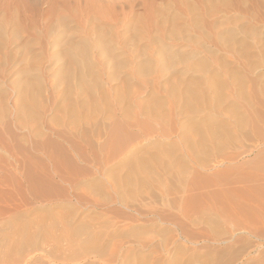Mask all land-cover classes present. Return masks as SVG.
<instances>
[{"label":"rangeland","instance_id":"374dc122","mask_svg":"<svg viewBox=\"0 0 264 264\" xmlns=\"http://www.w3.org/2000/svg\"><path fill=\"white\" fill-rule=\"evenodd\" d=\"M207 1L212 0H206V2ZM213 1L215 2V0ZM213 1V6L215 5L213 8L215 10L224 8L221 3L222 0H217L215 3ZM204 2L205 0H0V11L13 13L17 9V12L19 11L18 13L20 15L22 14L23 16H29L30 13L28 12L31 11V14L33 12H36L35 14L41 15V19H44L48 16L55 18V16L64 15L68 18L70 17V20L73 19V27H75L80 20L81 23H83L85 16H99L98 18H101L100 16H104L101 18V20L105 22L107 15L111 11L114 10V12H116L117 14H119L118 12L121 11L120 14H126L129 15V17L134 16L133 18H135V27H137L138 32L141 33L143 29L146 30L145 28L148 29V27H150V17L153 15L155 16V14H158L161 17H172V19L174 18V22L176 21L175 23L177 25H184L183 22L186 18L184 16H186V14L187 16H189L188 14L192 8V10L196 8L194 11L197 10V12L200 13V9L204 8ZM250 2H253V4L255 2V5L257 4L259 5V7L255 5L253 6V4ZM262 3H264V0H245V5L244 7L242 6V8H247V14L250 11L252 14V12L254 11L253 15H258L259 17L261 16V19H263L264 13L262 12H264V6H261ZM249 4H251L252 7H250ZM187 7L190 8L188 9ZM260 8L263 9L260 10ZM254 9H256L258 14H256L257 12ZM147 11L150 12V14ZM246 13H244V10L241 12L232 11L230 12L229 16L233 19V21L237 23H241L246 20L245 22H253V24H255L254 20L251 18L250 20L249 16ZM219 15H221V13H219ZM219 15L216 16L219 17ZM139 21L140 23H138ZM190 34L196 36L195 41H201L197 37L199 36L197 32L190 31ZM25 35L27 36V34H24L23 36ZM244 37H240L242 38V42L236 45L237 48L239 46H243L244 44L245 46H252L254 42L253 40H251L252 38H248L247 36ZM175 43L178 44V42H174V45L177 46V44ZM181 44L183 45L185 43L180 42V44H178V47H175L172 42H168V45L170 47H174L173 49H178ZM196 44H187V47H184L186 46V44L183 46L181 45L179 49L186 51V49L188 48L193 51L196 50L197 52H202L200 44L198 43L197 46ZM36 46L37 47H35V50L34 46H32L34 52L38 51L40 53L43 51L40 49H36L39 48L38 45ZM213 47L214 45L210 46V48L214 51L216 58H219V61H226V63H229V66L232 69H238L242 73V75L246 76V70L243 69L244 72L241 70V63L246 62V59L238 58L233 50L231 51V48H229L230 50H228L224 45L221 46L220 44H218V46L216 45V47ZM220 47H222V49ZM251 50H253L254 52L253 48ZM248 58L254 64H260L258 58H252L251 56H248ZM44 61L41 60L40 64L38 62L37 65L32 64V66H30L38 69L37 71L35 70L30 73H32V76L40 81L39 84L41 94L39 93V97L37 98L40 107L36 110L40 114L42 119L40 124L43 126V138L45 139L48 136L50 137V140L55 143L57 142V144L59 145L63 144L62 146L66 148V144L63 142V140L52 133L54 130H61L59 121L65 119L64 121L66 122V118L62 116V113H58L60 112L56 110L58 109V107H56V104L53 105V101L51 102V97L53 95L51 96L50 94H53L51 88L52 85L55 84V78L53 77L52 72L49 71L50 62L46 59H44ZM217 62L214 63V66L216 64L218 65ZM230 62L235 63L231 65ZM8 67H6V69L10 72L11 75L14 70H19L20 67V69H24L28 66L26 65V62H23V64L20 63L15 68L13 67L10 69V67ZM258 69L251 73L250 77L255 79L257 75H259V73H264V69ZM118 77L119 81L112 83V85L117 88H122L124 86L126 87L127 91L129 90L128 93L131 90L132 91L127 96V99L126 97H124L123 100L121 98H119L121 99L119 100L118 97L111 93L109 104L111 108L113 107L112 109L115 110V112L117 111L116 115L114 113L111 114L107 112V110L104 109L106 107H104L103 104H100L99 102L98 108L103 112L105 118L103 117V114H100L101 112H97V114H95V116H93L90 120L85 121L87 122L85 124L86 127L90 128L92 126L91 128H94L93 121L96 122V119L104 118L103 120H101L106 124V136L104 135V138H100L98 140L96 138H93V142L99 144L98 146L103 147L104 145L103 148L105 149L102 151L104 153H110V151H113L112 149L108 148H113L111 145L108 144L109 146H106L109 142L107 140H110V134L113 135V133L116 132L115 130L120 127L116 134L120 139V143H122L120 144L121 146L116 148L118 150L115 149L113 151L116 154L114 155V158L105 165L107 170L113 169L111 171V174L113 175L123 177L126 176L129 169L125 168L126 165L124 164L126 162L124 161L129 157L128 151L136 148H142L143 152L146 151L144 153L146 156L153 154V156H156L157 158L160 157L159 160H161L162 157L164 158L165 156H168L167 153H170V151L171 155H183L188 160L191 159L193 157L191 156V152L187 149H184L186 147L183 145V141H181L180 139L181 136H184V139L182 138L183 140H185L186 138L188 140L190 138L189 141H195V136L193 132H191L192 130L184 129V127L182 129V126H175V124L170 123L168 116H166L167 110L164 111V109H168L166 108V105L168 107V94H166L162 90L156 92L157 97L155 98H157L160 103L154 105V102L152 101L153 98L149 94L150 92L144 86V82L145 80H147L145 77H136L130 82L125 81L126 77H124V74L122 72L118 73ZM1 80L2 79L0 78V83ZM9 88H7L6 93L9 91L7 93V97L8 94L10 97H6V100L9 99L8 103L11 107L13 106V102H15V98L14 95L12 97L14 91L11 89V87ZM229 89L231 90V88ZM229 91L226 90L227 93ZM231 92L232 90L230 91V93ZM64 104L66 105V103ZM119 104H123L124 106L121 105V107H124L125 109L127 107V110L129 111L125 113H119ZM128 106H131L132 108H129ZM156 106L160 109L156 108ZM148 109L150 111H153L154 109L157 110H154L156 111V113L154 112V114L150 113ZM9 110L12 111L13 109L10 108ZM9 115H6L5 117L0 115V119H2L0 121V134L1 136H3L4 141H9L10 146L15 145L18 147H14L15 149H17V151H15L14 148L13 151L11 150V148H9L12 152L9 153V149L6 148V145L3 146L4 144H2L1 142L4 150L0 148V150L2 151H0V243L4 240L5 237H8L9 239V242H6L7 246L2 249L3 252L1 254V259L3 262H7L9 257V260L15 258L13 250H15L16 247H13V244L17 245L19 243L18 245H20L21 240L24 242L30 239L34 240L35 244L31 246L28 245L29 248L26 247L25 249V256L30 257L28 258L30 261L29 264H264V201H262V198H264V121L262 118L252 116L250 117V115L244 117L243 131L246 132V138L242 139V141L235 140L232 143L231 141H226L225 139H223L217 144V148L212 146L211 143L205 142L206 152H200L197 154V157L201 159V161H205V163L204 161H202L205 164V168L202 167L201 169L198 166H194L190 170L191 173L186 175V182L183 187L176 182L173 183L170 181L166 183L162 182L156 186L154 184L153 187H155V189L153 190V187L149 183L150 180H148L150 176L149 174H151L150 171H135L134 174L140 176V178H147L145 180L146 182L142 184L143 186L140 185L141 189L138 188L139 191L142 190V192L140 191V195H138L142 197L141 199H143V202L139 204L140 206H138L140 207V209L138 208L139 211H142V213H146L147 211H149V209H155L158 211L160 210L161 212H165V214L167 213L166 215L169 214V216L167 217L171 216L172 218L173 216L179 219L182 224L184 223L182 226L184 234L179 235V232L174 230L173 226L170 225V222L167 219V222H163V220L165 219H162L161 223L159 220H152V217L149 218L147 214H144L140 216L143 220L139 219L137 221H134V223L133 221L128 222L126 218L129 214L131 215L132 212H130L129 210L127 211V209L123 208L122 205L120 206V204L118 203L120 201L119 198H117V195L109 187H105L101 190L92 189L91 191V189L86 186H83L84 188L86 187L84 189L80 184V187H78L80 190L77 188L76 191H79H75L76 193H73L74 190L72 189L66 188V190L68 189L69 191L63 190V186H67L57 182L56 180V182L52 183L50 177L52 176L51 172H49L48 170L46 173L45 171H43L42 173V169L37 166L38 164H40L39 160L43 162L42 165H46V162L44 161L45 157L41 155V151L34 152L33 150L31 154L30 152H28L31 142L35 140L33 138V135L29 134L28 129L26 128H24V130L20 126L16 128V125L20 123H15V125L12 120H10L12 116ZM127 117L128 119H126ZM4 118L7 119L5 120ZM136 120H138L139 122H136ZM7 121L9 124L7 123ZM82 121L80 122L81 124L83 123ZM260 121H262L263 123ZM5 122L8 125L11 124L13 126L12 132L14 133V135L19 136V140H17V142L11 141L10 137L8 136L7 129L5 130L4 128V126L6 125ZM116 122L118 124V127L115 126ZM13 124L15 125V128ZM40 124L38 126H40ZM252 125L256 127H253ZM24 126L34 128L36 126V123L35 121H33V123L32 121H30ZM73 126L74 125H71L70 127ZM170 126L172 131L170 130ZM256 128L258 129V132ZM253 129L256 131H254ZM184 133L187 134L186 138ZM43 138H41V140ZM196 139V141H198V137H196ZM5 143L8 144V142ZM206 147H208L212 152ZM5 149L7 150L5 151ZM18 150H20V152ZM7 151L10 155L7 154ZM186 151L189 153H187ZM101 154H99L98 156L104 158V155L102 154V156ZM4 155L7 156L5 157ZM30 155L32 156L29 157ZM146 156L145 158H148V156ZM33 161H36V164ZM88 161L92 162V160ZM88 161L87 163L86 161H81L76 164L77 167L79 166L81 168H77V172H79L77 173L79 179L86 183L96 181L99 178V180L102 179L101 182L104 181L105 177L101 176V178L100 175L95 171L93 164L94 161L90 164L88 163ZM30 162H33L35 166L30 164ZM21 164L22 167H20ZM15 166L17 168H15ZM27 166H29V170ZM39 169L41 172L38 171ZM33 170H35L36 172ZM109 176L111 177L110 174ZM110 177L108 178L110 179ZM193 178L195 181L197 180V185L195 186L196 188H193V186H189ZM43 180L46 181V185L48 184L47 182L50 181L51 184H53H50L52 187H48L49 184L45 186ZM56 183H59L58 185L62 188L59 187ZM55 184L56 186H54ZM146 184L148 185L147 187L144 186ZM171 185H173V187ZM141 186L144 188H142ZM131 187L129 188L130 190L128 189L130 193L127 192V189H123L122 195L124 199H127L130 202L127 203L129 206H136L138 205L137 202H139L137 201L136 197L137 192H135L136 189H132ZM168 187L171 189L170 191ZM95 190L97 193L95 192ZM131 190H133L134 192ZM150 192H155L156 195H158V193L160 192H166L167 194H162L166 195L167 197H165V201L164 199L162 200L160 198V200L158 199L155 201V199H151V197H149L148 194ZM38 193L40 194L38 195ZM72 193L75 195L77 194V197L80 198L78 199L79 202L81 201L80 203H78L76 196L72 195ZM168 193L170 195H168ZM212 193H214L215 195ZM52 194L54 195V197L52 196ZM79 194H83V196L80 195L82 197V200ZM74 196L76 199H74ZM115 199L119 201H116ZM138 199L141 200L140 198ZM251 202L253 204H251ZM124 213L126 216L124 215ZM126 213H128V215ZM119 214L121 215L119 216ZM177 214L179 215V217ZM72 216H74L75 219H73ZM71 220L73 223L71 222ZM76 224L85 226V232H83L81 235L74 234L72 230V227L77 226ZM132 227H136L138 231L133 232L131 230ZM166 227L168 229H166ZM21 231L25 233L22 234ZM88 236H90V238H88ZM24 237L26 240L24 239ZM84 238L88 240L87 243L85 242L86 240H84ZM81 240H83L84 242ZM81 242H83V245L81 244ZM8 243H11L12 246H9ZM88 244H91L94 247L96 246L97 248H100L102 246V249L100 248L102 253L97 252L96 255V253L84 252L81 248H83L84 245ZM98 253L101 254L99 255Z\"/></svg>","mask_w":264,"mask_h":264},{"label":"bare ground","instance_id":"6f19581e","mask_svg":"<svg viewBox=\"0 0 264 264\" xmlns=\"http://www.w3.org/2000/svg\"><path fill=\"white\" fill-rule=\"evenodd\" d=\"M212 1L206 2L205 0L204 4L202 3L204 5V8L200 9V13H198L197 10L194 11L196 8H194V10H192L193 9L192 8L188 14L189 16H187V14L186 16H184L186 17L183 22L184 25H177L175 23L176 21L174 22L173 20L174 18L172 19V17L171 18L165 17V16L161 17L158 14L157 15L155 14L154 16L152 14L153 16L150 17L151 20L150 19H149L150 21L148 20L150 23L149 25L150 27H148V29L145 28L146 30L143 29L141 33L138 32L137 27H135V24H134L135 18H133L134 16L129 17V15L120 14L121 11L118 12L119 14H117L116 12H114L113 9H112L113 11L111 12L109 10L110 13L107 15L105 22L101 20V18L104 16H100L101 18H98L99 16L98 17L85 16L84 22L81 23V20L78 21L75 27L72 26L73 19L70 20L71 19L70 17L68 18L67 16H64V15H58V16H55V18L48 16L44 19L43 18L41 19V15L35 14L36 12L34 13L33 11L32 12L34 14L33 13L31 14V11L28 12L30 13L29 16H26V15L23 16L22 14L20 15L18 13L19 11L17 12V9L13 13L0 11V78L2 79L0 83V115L5 117L6 115L10 114L12 116L10 120H12L14 124L20 123V124H17L18 126L15 124L16 128L19 126L23 128V130L24 128H26L28 129L29 134L33 135V138L35 140L31 142L29 151L28 150L27 151L30 152V154L33 150L34 152L41 151L42 154L41 153L40 154L45 157L44 161L46 162V165H42L43 162L39 160L41 165L38 164L37 166L42 169L41 170L42 173L43 171H45L46 173L48 170L49 172H51L52 176L50 177H51L52 183L56 181L59 183H62L67 187L63 186L62 188L61 186L58 185L59 183L58 184L56 183V184L59 187H61L63 190H66V188L74 190L73 193H76L77 191L80 190L78 188L80 187V184L82 185V187L83 186L88 187L89 189H91V191L92 189L101 190L105 187H109L117 195V198H119L120 201L116 199L115 200L119 201L118 203L120 204V206L122 205L123 208L127 209V211L129 210L130 212H132L131 215L130 214L128 215V213H126L128 215V217L126 218L128 222L133 221L134 223V221L141 219L140 216L147 214L149 218L152 217V220L155 219V220H159L160 222L162 219H165L163 220V222L164 221L167 222V220H169L170 225L173 226L175 231L179 232V235L184 234L183 227H182L184 223L182 224V222L179 221V219L173 216L172 218L171 216L167 217L169 216V214L166 215L167 213L165 214V212H161L160 210L158 211L155 209H149L148 208L149 206L147 207L149 211H147L146 213H142V211H139L140 207L138 206H140L139 204L143 202L142 201L143 199H141L142 197L139 196L142 190H140L141 191L140 192L138 188H140V185L146 182L145 180L147 178L145 179L140 178V176L134 174L135 171L137 172H139V170L150 171L151 174H149L150 176L148 180H150L149 183L152 187L154 186V184L156 186L162 182L166 183L170 181L173 183L176 182L183 187V185L186 182V179H185L186 175L191 173L190 170L194 166L196 167L198 166L201 169L202 167L205 168V164H204L205 161L202 160L204 161L203 163L201 159L197 157L198 153L206 152L205 142H209L212 144V146L217 148V144L221 142L223 139H225L226 141H231L232 143L235 140L242 141V139L246 138V132L243 131L244 129L243 119L245 116L250 115V117L251 116L260 117L264 121V73L263 74L259 73V75H257L256 78L253 76L255 79L250 77V74L256 71L258 68L260 70L261 68L264 69V18L261 19L262 18L261 16L259 17L258 15H253L254 11L252 12V14H251V11L247 14L246 13L247 8H244V9L242 8V6L244 7L245 5V0H236V1L232 0L233 2L229 0L228 1L222 0L221 3L224 8L219 9V10H215L213 8L215 5L213 6ZM216 1L217 0H215V2ZM250 3L253 4V2H250ZM257 4H258V1H257ZM257 4L255 5V2H254L253 6L255 5L259 7V5ZM249 5L250 7H252L251 4ZM261 6H264V3H262ZM245 7H249V6H245ZM261 9L263 8H260V10ZM243 10H244V13H246L249 16V19L251 18L254 20L255 24H253V22L252 23L245 22L246 20L244 22L237 23L233 21L232 18H230L229 16L230 12L232 11L241 12ZM254 10L256 11V9ZM148 13L150 14V12ZM219 13H221V15H219ZM256 14H258V12ZM216 15H219V17H217ZM257 22L259 23V25ZM138 23H140V21ZM190 31L197 32L199 34V36L197 37L202 42L201 41L197 42V40L195 41L196 36L191 35ZM24 34H27V36L26 35L23 36ZM242 36L243 37L247 36L248 38L249 37L252 38L251 40L254 41V42L252 41L254 45L252 44V46L251 45L245 46V44L243 43L244 44L243 46H239L237 48L236 45L242 42V38H240ZM168 42H172L173 45H174V42H178V44L182 42L186 44V46L184 47H187V44L189 45V44L199 43L200 48L202 49V52H197L196 50L195 52L188 48L186 49V51L185 50L183 51L182 49H179L182 44L179 46L178 49H173L174 47L173 48L170 47L168 45ZM178 44L177 46L176 45L174 46L178 47ZM218 44H220L221 46L224 45L226 49L228 50H230L229 48H231V51L233 50V52L238 56V58L246 59V62L241 63L242 64L241 70L243 72H244L243 69L246 70V76L242 75V73L238 69L237 70L232 69L229 66V63H226V61H222V60L219 61V58H216L215 53L210 48V46L214 45V47H216V45L218 46ZM36 45H38L39 47L36 49H40L43 51L40 53L38 51L34 52L35 47H37ZM32 46H34V50L32 49ZM220 48L222 49V47ZM252 48L254 49V52L253 50H251ZM248 56H251L252 58H258L260 64L259 65H256V63L254 64L252 61H250ZM44 59L50 62L49 71L52 72V75L55 78V84L52 85V88H51V91L53 92V94H50L51 96L53 95L51 97L52 98L51 102L53 101V105L56 104V107H58V109H56L57 111H60L58 113L59 114L62 113V116L66 118V122L64 121L65 120L64 118H62L64 120L59 121L61 130L60 129L58 131L52 130L53 131L52 133L56 135L58 138L63 140V142L66 144V148L62 146L63 144L59 145L57 144V142L56 143L53 142L52 140H50V137L47 136L48 137L47 138L46 135H45L46 138L45 139L43 138V126L40 124L42 119H41L40 114L36 110L40 107L38 100H37V98L39 97V93L41 94V89H40V84H39L40 81H38V79L32 76L33 74L30 73L35 70L37 71L38 69L34 67H30V66H32V64L37 65L38 62L40 64V61L41 60L44 61ZM23 62H26V65L28 67L24 69L23 68L20 69L21 68L20 67L19 70H14L13 73L10 75V72L7 71L6 67L9 66L10 69L13 67L15 68L18 66V64L20 63L23 64ZM215 62L218 63V65L216 64L217 66L216 65L214 66ZM233 63H231V65ZM120 72L124 74V77H126L125 81H128V82H130L131 80H134L136 77H145L147 80H145L144 86L150 92L149 94L153 98L152 101L154 102V105L160 103L159 100L155 98L157 97L156 92L162 90L166 94H168V97H169L167 100L168 107L166 105V108L168 109H164V111L167 110L166 116H168L170 123L175 124V126L176 125L182 126V129L184 127V129L192 130L191 132H193L195 136L194 137L195 141H189L190 138L188 137L189 138L188 140L186 138V135H187L186 133H189V132H186L184 133L186 139L183 140L184 136L183 137L181 136V139H180L181 141H183V145L186 147L184 149H187L191 152V156H193L191 159L188 160L183 155L182 156L171 155L170 154L171 151L170 153L169 152L167 153L168 156H165L164 157L165 159L162 157V159L159 160L160 157L157 158L156 156H153V154L147 155L148 158H145L146 155L144 153L146 151L143 152L142 148H138V149L136 148L130 151H128L129 150L128 149L127 151H128L129 157L127 156L128 157L127 160L124 159L125 160L124 162H126L124 164L126 165V167L125 166L124 167L126 169H129L128 174H126V176L124 177L117 176V175L111 174V171L113 169L107 170L105 165L114 158V155L116 154L113 151L119 146H121L120 144L122 143V142L120 143L119 141L120 139L116 134L117 131L120 129V127L117 126L118 125L117 122H116V125L114 124L115 126L118 127V129L115 130L116 132L113 133V135L110 134L109 136L110 140H107L109 141L107 145L105 143L107 147L109 145L113 147V148L108 147L109 149L113 150L112 152L110 151V153L102 152L105 149L103 148L104 145L103 147L98 146L99 144L93 142L94 141L93 138H96L97 140L100 138H104L107 133L106 128H105L106 124L104 121H102L105 118L104 114L98 108L99 102L100 104H103L104 107H106L104 109H106L107 112L111 114L114 113L116 115L117 111L115 112V110L112 109L113 107L111 108L109 104L111 93L114 94L116 97H118V99L121 98L123 100L124 97H126L127 99V96L132 91L131 90L128 93L129 90L127 91L126 87L123 86L122 88L121 87L117 88V87H114V85H112V83L119 81L118 73ZM9 87H11V89L14 91V93L12 94V97L14 95V98H15V102L12 101L13 104L12 103L11 104L13 106L11 107L9 106V103H8L9 99L6 100L8 97H10L9 94L7 97V93L9 91L6 93V90ZM229 88H231L232 90L231 93H230L231 90ZM226 90L229 92L227 93ZM64 103H66V105ZM121 105L123 104H119V109H118L119 113L120 112L125 113L129 111L127 110L128 109L127 107L125 109L124 107H121ZM128 107L130 108L131 106H128ZM10 108H12L13 110L10 111L9 110ZM156 108H159V107L156 106ZM149 109L148 111L150 113H154V112L156 113V111L154 110H157V109H154L153 111H150ZM101 110H102V107H101ZM97 112H101L100 114H103L104 118H101L102 120L96 119V122L93 121L94 123L93 122L92 123L94 125L93 126L94 128H91L92 126L90 128L86 127L85 124L87 122L85 121L90 120L93 116H95V114H97ZM4 119L6 120L7 118H4ZM126 119H128V117ZM1 120L2 119H0V121ZM30 121H32V123L33 121H35L36 126L34 128H29L27 126H24L26 123ZM81 121L84 124L83 123L81 124L80 123ZM38 122L40 126H38L39 125ZM136 122H139V121L136 120ZM164 122H165V119H164ZM7 123L5 122L6 127L4 126V128L5 130L7 129L8 136L10 137L12 142H17V140H19L18 139L19 136L14 135V133L12 132L13 126L11 124L8 125L9 123L8 124ZM15 125H14V128H15ZM68 125L70 126L74 125V126L70 127ZM171 126H170V130H171ZM253 127H256V126H253ZM257 132H258V129H257ZM196 137H198V141H196L197 140ZM41 138L43 139L41 140ZM1 142L2 144H4L3 146L6 145V148L7 149L11 148L12 151L14 147L15 148L18 147L15 145L10 146L9 141H4L3 136H1L0 134V144ZM5 142H8V144H6ZM2 144L0 145V148L4 150ZM7 149H5V151ZM11 150L9 149V153L11 152ZM20 150L18 151L20 152ZM170 150H173V149H170ZM15 151H17V149H15ZM101 152L104 155V158L98 156L99 154H101ZM9 153L7 151V154ZM31 156L32 155H30L29 157ZM88 160H92V162L94 161L93 162L94 169L100 175V177L101 176L105 177L104 181L101 182L102 179L99 180L100 179L99 178L96 181H91V182L86 183L79 179V176L77 174L79 172H77V168H80V167L79 166L77 167L76 164L81 161L82 162L86 161L87 163ZM33 162L35 163L36 161H33ZM33 162L32 163L30 162V164L34 165ZM92 162L88 161L89 164ZM20 167H22V164ZM28 167L29 166H27V168ZM15 168L17 167L15 166ZM38 171H40V169ZM109 174L111 175V177L109 176ZM108 177H110V179ZM43 181H44L43 183L45 184L46 181L45 180ZM196 181L193 178L189 186L190 187L193 186L194 188L197 185ZM49 182L50 181L47 182L49 184V185L47 184L48 187L53 185L51 184V182L50 183ZM56 184L54 186H56ZM47 185L45 184V186ZM54 186H53V189H54ZM144 186L147 187L148 185L146 184ZM171 186L173 187V185ZM130 187L132 189L133 188L136 189L135 192H137L136 197H137V201L139 202H137L138 205L136 206L135 205L129 206L127 204L129 201L127 199H124L122 195L123 189L125 190L127 189V192L130 193L129 191ZM77 188L79 190L76 191ZM152 189L154 190L155 187H153ZM170 190L171 189L169 188V191ZM73 193L72 195H75ZM162 193L167 194L166 192H162ZM162 193L160 192L158 193V195H156L155 192H150L148 195L149 197H151V199H155V201L158 200L159 198L162 200L164 199L165 201L166 199L165 197L167 196ZM169 193L168 195H170ZM39 194L40 193H38V195ZM80 195L83 196V194H79V196ZM52 196L54 197L53 194ZM75 196L77 200L80 199L79 197H77V194ZM75 196H74V199H76ZM185 196H184V199H185ZM138 198H140L141 200H139ZM81 200H82V197H81ZM116 201H113V202H116ZM134 201H135V198H134ZM262 201H264V198H262ZM80 202L78 200V203ZM251 204L253 203L251 202ZM169 206H172V205H169ZM120 215L121 214H119V216ZM72 218L75 219L74 216H72ZM166 229L168 228L166 227ZM72 230L74 234L81 235L83 232H85V226H82L79 224L77 226L72 227ZM131 230L133 232L138 231L136 227H132ZM21 233L24 234L25 232L23 233L21 231ZM88 238H90V236H88ZM84 240H86V238H84ZM7 241L9 242V239L8 237H5L4 240L0 243V264H29L30 261L28 258L30 257L25 256V253H26L25 249L26 247L29 248L28 245L30 246L34 245L35 241L29 239L23 242L21 240L20 245H18L19 243L17 244L18 247L17 245L13 244V247L14 246L16 247V249L13 250L15 254L14 256L15 258L14 259L12 258L11 260H9L10 259L9 257L8 258L9 261L7 260V262H3L1 259V256H2L1 254L3 252L2 249L5 246H7L6 245ZM83 242H81V244ZM85 242L87 243L88 240H86ZM10 245L11 243L9 244V246ZM103 247H106V246H103ZM100 248H97L96 246L94 247L93 245L88 244V245H84V247L81 249L86 253H96L97 255V252H101L102 248L101 249Z\"/></svg>","mask_w":264,"mask_h":264}]
</instances>
